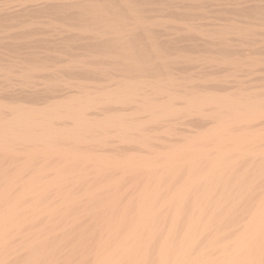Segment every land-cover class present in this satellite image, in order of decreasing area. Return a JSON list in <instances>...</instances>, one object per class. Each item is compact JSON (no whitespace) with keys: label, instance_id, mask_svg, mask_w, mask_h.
Listing matches in <instances>:
<instances>
[{"label":"bare ground","instance_id":"obj_1","mask_svg":"<svg viewBox=\"0 0 264 264\" xmlns=\"http://www.w3.org/2000/svg\"><path fill=\"white\" fill-rule=\"evenodd\" d=\"M210 1L211 2L208 5H216V10H211L212 13L210 11H206L210 14H206L205 11H203V14L206 16L208 15L207 17H209V15L211 17L214 16L215 14H213V11H216V16L217 13L220 12L222 13V16L224 14L227 15L228 13H233L232 15H237V18H240H238L239 20L243 18L244 22L248 25H242L241 22L243 20L239 21L238 19H229L228 15L230 14L227 15L228 18L225 17V20H227L228 23L226 24L227 21L224 23H216V26L214 25L216 29L212 32V29L209 31L203 29L206 25L204 23L203 28L201 27L202 25L199 26L197 24L198 20L193 21L194 23L187 22V17L193 16V12H197V10L195 11L197 7H202L204 9V4L206 3L205 0H0V58H4V55L6 56L12 53L13 56L12 54L11 56H8V59H10L16 54L18 55V59H10L9 61H6L7 63H5L7 66L9 63L11 66L20 64L19 66L21 67V72L30 73L29 71L32 72L35 70L37 63H35V67L30 66H32L34 61H38L32 60V58L37 59L38 57L44 56L48 59L50 57L52 58L61 55H66L67 57L70 53H75L77 49L83 50L84 48L83 51L87 53L97 54L104 57H117V53L119 52L121 54L120 56L123 54V56L126 57L124 59L121 57L127 62L126 64L131 62L129 61L131 58L134 60L132 64H136V67H138L139 59H148L147 57H149L150 52H155L154 55L156 56L158 52L162 54L166 48L173 46L174 44L171 45L173 42L171 40L175 41L181 38L183 40V38H185L184 36H187L186 38H188V36L192 38L198 36L197 38H199V36L202 37V35H205V37L206 35H213L217 39L225 40V42L221 40V43L219 41L217 45L220 46L219 49L221 53L224 51L228 53L227 51H230L232 48L234 49L236 46V44L234 45L228 42V39L233 32H240L239 34L243 35L240 37L245 38L255 33V26L253 27L251 23L254 24L257 21L258 24L261 22L260 26H264V0H234L235 2L232 4L228 1L226 3L224 2L227 6L225 5L223 7H220L221 5L218 3H214V0ZM231 1L233 2V0ZM228 4L230 6H234L228 7ZM200 8L198 9L200 10ZM192 9H194V11ZM190 10L192 11L191 13L189 12ZM218 16L220 17V14H218ZM223 17L218 19L222 20ZM205 19L208 18L205 17ZM252 19H256V21L252 22ZM171 22H176L177 24L173 25ZM180 30H184V32L187 30V32L184 35V32L182 34ZM37 36L40 38V42L43 41L42 43H38V41L35 42L34 40V43H31L32 40L25 43L27 38V40H29L34 37L38 38ZM162 37L167 39L165 40L167 44H165L166 42H164V40L161 41L160 38ZM36 38L35 40H37ZM232 38L233 37H231V39ZM18 40H20V44H18ZM237 40L238 39H236V41ZM206 42L203 44L191 42L192 44L190 43L191 45L189 46L197 48L199 46H204L206 47L205 49H207L208 46L214 45V43H208L209 41L207 43ZM244 45L251 44L240 43V47ZM262 47H264V44ZM230 54L232 53L230 52ZM155 56L152 54V57L159 58L158 55L156 57ZM170 57H172V55ZM154 58H152L153 61ZM163 58L167 59L166 57ZM28 59H31L32 62ZM59 59L55 64L52 63H54L56 59H54V62L51 64L49 63L51 66L48 68L46 67L47 70L49 71L52 67L51 72L54 74L56 73L57 75L59 69L61 71L62 68V65L58 64L62 62L59 61ZM116 59L117 58H114L115 62L113 60L109 61H111V64L114 63L113 65H115V63L117 64L119 62H117ZM165 59H161L159 60V63H156L158 62L157 59L155 62L156 64L151 69H142L145 71L153 69L159 70L162 66H164L163 60ZM39 61L41 62V60ZM165 61H168V63L170 62L169 60ZM29 62H31V65L27 67L28 65L26 64H30ZM40 62L38 64H40ZM81 62H83V60ZM100 62L101 61H99V63ZM152 62H150V64ZM1 63L4 62L1 61ZM42 63L44 65L43 60L40 64L41 66ZM74 63L72 64L74 65ZM62 64H64V62H62ZM141 64L142 63H140V65ZM153 64L154 62L152 65ZM83 65H85V63H83ZM19 66H17V68ZM57 67L60 68L57 69ZM63 67H65V65H63ZM66 67L65 68L67 70L64 68L66 71H61L60 73L68 72L73 75H77V70L76 72L74 71V68L76 67ZM121 67L123 68V66ZM12 68L16 67H10V70ZM39 69L41 71L43 70L42 67ZM90 69H92V67ZM90 69H87L88 71L84 70L82 75L83 73L87 74ZM103 69L104 70L101 71V74H106L107 69L105 70V67ZM131 69L134 70V68ZM137 69L135 68V70ZM12 71L9 72L13 75L14 71ZM126 74L124 77H126ZM49 75L52 76V74ZM5 76L7 77V74ZM13 76H10V78L12 77L11 79H13ZM3 79L5 80V77ZM27 79L29 81L31 76ZM53 79L55 78L53 77ZM131 79L132 78H130V80L122 79L124 81L121 83V86L115 88L104 85L102 86L100 83V88L96 89V92H94L95 94H91L92 91H88L87 87L85 91L83 90V92L71 93L70 90L69 92L66 90L63 93L53 94L45 98H42L43 96L37 93L38 95L35 94L33 98L38 100L45 99L44 102L46 104L42 103L45 107L42 104V107H38L40 104L37 103L38 105L36 106L35 103L36 107L30 106L33 109L28 110V108H26V110L25 107H23L24 104H22V108L18 109L20 112L14 110L15 113H13L12 109L15 106L10 107L8 105L12 110L11 113H6L4 111L0 112V149L4 152H8L11 155L17 154L19 151H17L14 146L17 141H21L23 143L35 142L36 144L37 142L42 141L48 149H34V154L38 155V153H50L51 155V153L54 154L59 152L58 154L62 153L71 157L67 158V161H80L83 163L93 162L95 163L93 165H96L94 166L96 169L93 168L95 172H92L91 174L98 176L101 175L103 178L104 176L107 177L106 181H104V179L102 182L98 180L100 184L93 182L94 185H91L92 182H88L89 184L86 183V180H91V174L87 172V168L83 167L78 170H75L74 168V171L72 170L73 166L71 167L72 169H70V167L66 168L57 164L56 167L53 168L56 172L53 176L51 175L52 179L45 181V179H50L49 177L47 178L48 175H45V172L47 173L49 170L46 167L41 166L34 174L25 175L24 171L26 168H23L22 166L21 168L19 167L16 169L14 173L10 174L9 170L6 169V167H8L7 164L5 167L7 172H5L3 168L1 169L0 166V264H73V259H75L74 264H150V260H152L150 259V256L154 259L152 256L154 252L152 253L151 247L154 248L152 245H155V243L157 244L158 241V250L156 252L154 264H264V191L259 193L261 197L258 199L247 198L248 195L256 194H254L255 191H252V188L254 187L253 182V186L250 184L248 187L246 184L244 185V183L240 184L237 180L234 181L230 179L235 182L232 184L227 181H221L222 179H226L228 177L226 171L229 169V165L226 161L224 163V160L225 158L227 159L228 155L233 153V151L236 153L238 150V155H254L255 153H258L263 156L262 158H264V146H262V151L259 150L260 152H256L260 148H258L259 145H257L258 149L256 148L255 151H251L247 148L240 150L239 148L241 146H248L249 143L246 141L241 142L239 140L240 142H238L236 140L237 144L235 146H238V143H241V146L236 149L225 150L221 148V146L225 144L226 140V138L223 139V136L228 137L226 134L229 133L232 136L234 131L237 130L235 129V125L240 122H245V120H242L241 117L248 114L247 116L250 115L253 118L255 116L260 117L264 114V94L261 96L253 94V97L249 94H244V91L246 92V90H243V86L236 87L237 89L233 88L237 91H230L231 89L227 87L230 92L226 94H220L221 92L225 93L226 89L222 90L220 93L218 91L217 94H213L212 91L208 89V91H211L212 94H203L200 92V94L198 93L194 95V98L192 97L193 95L191 97L189 96L188 98L191 99L187 98L188 101L185 100L188 95L184 94L186 96L185 99H181H184V102L186 101L185 104L187 102L188 104H184L186 107L183 105L182 107H178L179 105L177 106L174 99H179L180 97L178 98V95H180V93L176 90H174L175 92H172V89H170L173 85H175V78H170L169 80L160 78L156 80L150 79L151 81L149 82L146 80L142 81L141 79H139L141 81H134L133 79L132 81ZM33 80L35 79L33 78ZM2 81L3 80L1 78V82ZM8 81L9 80H7V83ZM67 82L70 81L68 80ZM70 85L71 84L68 86ZM169 86L171 87L169 88ZM218 89L220 88L218 87ZM168 90L171 91V93ZM11 91H13V89ZM208 91L203 90V92ZM214 91H216L215 87ZM161 93L162 96L165 95L163 93H166L169 96L166 98L165 95V100L162 97L161 99H163V101H160ZM19 94L21 95V93ZM19 94H17V97ZM23 95L26 94L24 93ZM184 95L181 94L180 96L184 97ZM26 96H28V92ZM21 97L23 98L25 96L21 95ZM22 100H24V98ZM26 100H28V97ZM118 104L121 106L119 107ZM91 106L97 108V113H93L92 117L86 112V109ZM204 106H208V108L212 106V108L210 110L206 109L208 111L207 112ZM19 107L20 106L18 105V108ZM194 108H203L199 111V113L204 110L201 115H210L212 117L210 118L212 121L208 120L209 122H203V120L200 119L203 123L201 122L202 124H199L197 122L201 133L203 132L204 127L206 129V127L212 122H219L216 128L209 129L208 127V130H210V134L208 136L202 135L203 137L200 138L201 141L204 138L206 141L213 137L215 138L216 136L217 139L219 138V146L217 147L220 149L219 152H216L219 155L218 157L216 156L214 160H211L212 163L211 166L208 167V170L203 171L200 167L201 163L205 162L204 159L209 156L208 151L205 148H201L199 143L198 145L200 147L198 146V149H196V147L194 148V146L192 147L191 145L193 144V140L191 136V141L189 139L190 143L189 141L187 142L190 144L189 146H191L189 148H194L193 151L192 149L188 150V147L185 148L186 145L181 146V148L176 147L177 145H172L176 144L175 141L179 138L174 140V142L172 141L173 143L170 140L172 148L170 150L167 148L169 150H166L167 152H164V149L157 148L164 152L160 151L162 152L160 153L158 150L160 153L159 155H162L166 159V162L164 163L165 165L163 166H161L162 163H160L159 159H157L159 155L156 157L152 156L155 158L153 160L152 157L151 159L150 157L147 159L144 155H142L143 158H137L135 154H133L134 157L129 156L126 158L124 157L123 160H119L116 156L112 155V157H109V154L107 155L106 153V155H101V153L92 154L93 152L75 151V149L74 151L55 149V147H57L54 143L56 138L60 140L75 139L76 143L78 141H86L90 143H94V141H96V143H99L98 145L102 146L107 145L110 142L111 137L114 138L115 136L116 138L117 135L122 137H119L122 142L125 139V141H127L130 134L132 136H135L136 134V137L139 139H136V142H140V144L142 143L144 147L147 139L152 140L155 138L154 140H156L159 137L158 136L156 138L155 134H152V132L156 133L157 131L159 132V130H162L163 132L166 131L169 133V131H173L174 125L180 121H177V119V122L172 120L173 115L176 116L175 114H179V111L182 113L184 110L189 113L190 110H193L192 112H194ZM2 109L3 108H1V110ZM66 118L75 120L78 125L74 124L75 127H71L70 125H67V120H65L66 122L64 121L65 125L61 124L62 122H59L61 126L58 125L59 123L57 124L60 119ZM28 123H32V125L29 126L27 125ZM152 123L155 124L153 125ZM261 124L264 125V122ZM233 126L235 127L233 128ZM242 126H244V124ZM240 128L241 127H239V129ZM247 128L249 129V127ZM158 132L156 133L157 135ZM207 132L204 131L206 134ZM249 132L250 131L248 130L247 133ZM191 135L193 136V134ZM255 135L253 134L251 139H253ZM257 135L260 136L261 134L258 132ZM187 136H189V134ZM233 137H235V135ZM162 138L160 140L161 142L163 140ZM196 139L197 138H195L194 141ZM230 139L229 141H231ZM236 139L238 138L236 137ZM154 140L152 141L154 142ZM234 140L235 139L232 140L233 143H235ZM128 141L131 142L130 138ZM217 142L218 141H216V143ZM256 142L260 141L257 140ZM120 143L118 144L120 145ZM154 143L152 145H154ZM29 144L30 143H26L25 147L29 146ZM126 144L128 145V143ZM148 144H145V146H149ZM207 145L206 147H209ZM229 145H232V143ZM253 148L255 147L253 146ZM27 149L29 148L27 147ZM90 150H92V148ZM105 150L106 149H104L103 152H105ZM140 150H138V152H140ZM151 150L153 149L151 148ZM25 151H21V153ZM144 151H146V149H144ZM188 153L190 158H188ZM128 154L130 155V153ZM183 155H187L188 157ZM124 156H126V153ZM181 156L187 158L180 160ZM34 157L36 156L34 155ZM251 157L249 159H251ZM154 160L159 162H155ZM235 160L238 161L236 158ZM182 161L185 163L188 161V164L192 162V166L190 168L191 171H189L187 174L188 176H186L187 181H184L181 185L176 186L177 188L172 190L171 188H173V185L167 187L166 183L165 185L162 184L163 182L160 183L164 186V188L163 186L160 187L161 184L159 183L149 185L151 182L149 180L150 182H145L148 186H143L145 188H141L142 190L140 194H138L139 192L137 193L140 198L134 197L137 200L134 199L132 201L131 199H127L128 201H126L124 199L126 196H123V192H121L123 193L121 195V187H118L120 185V181L123 180L121 179L123 176L121 174V176L117 174L118 177L115 175V172H118L117 169L123 168L124 171H136L138 168H144V171L145 169L153 171V169L155 170L160 163L159 166L164 167L165 173L169 174L171 170V173L175 172L177 164ZM252 161H249L251 165ZM233 163H235V161ZM188 164L185 165L188 167ZM198 164L200 165L198 166ZM204 165L205 164H203V166ZM181 168H183V166ZM197 169L198 172H195ZM177 173L178 172L176 171V176H178ZM94 175L92 176L95 177ZM173 176L174 174L172 177ZM160 177L162 176L160 175L158 179H161ZM130 179H128V181ZM131 181L133 182V179ZM142 182L144 181L142 180ZM259 183H261V180ZM170 184L171 183H169L168 186ZM259 185L261 186V184ZM161 188L166 191V195L165 191L162 192ZM165 188H167V190ZM132 191H134V189ZM120 195L123 196L124 202L122 201V197ZM86 223H88V225L91 224V226L88 227ZM161 225L163 226V229ZM161 230L165 231L161 232ZM161 233H163L162 236ZM63 246L66 247V252H60L61 250H64L65 247Z\"/></svg>","mask_w":264,"mask_h":264},{"label":"rangeland","instance_id":"obj_2","mask_svg":"<svg viewBox=\"0 0 264 264\" xmlns=\"http://www.w3.org/2000/svg\"><path fill=\"white\" fill-rule=\"evenodd\" d=\"M206 1V6H205V4H204V9L201 7H197V9H195V11L197 10V14L195 13V12H193V16H188L187 17V22H189V23H194L193 21H196V20H198L197 21V24L199 25V26H201L202 28H203V26H204V24H206L205 26L206 27H208V28H206L205 26H204V28L203 29H206V30H211V32L212 31H214L216 28L214 27V25L216 24V23H224V22H226L227 20H225L226 18H228V16H229V19H238L237 18V15H232L231 13H228V14H230V15H228L227 13V15H221L222 13L220 12V13H217V16H218V14H220V17L218 16H216V11H213V14H215L214 16H210L209 15V17H207L205 14H203L204 12L203 11H205V13L207 14L209 11L212 13V11L211 10H214L215 8H216V5H213L214 6V8H213V6L211 7L210 5H208L211 1L210 0H205ZM215 2L214 3H218V4H220L221 6L220 7H223V6H225L226 4V2H230L231 4L232 3H234L235 1L233 0V2L231 1V0H219V2H218V0H217V2H216V0H214ZM221 1H223V2H221ZM225 2V3H224ZM229 3V4H230ZM228 4V7H232V6H234V5H229ZM227 6V5H226ZM198 8H200V10L198 9ZM210 8H213V9H210ZM193 11H194V9H192ZM198 10H199V12H198ZM216 10V9H215ZM206 11H208V12H206ZM218 11V10H217ZM190 13L192 12L191 10L189 11ZM219 12V11H218ZM198 13H200V14H198ZM208 14H210V13H208ZM213 14H211V15H213ZM199 15V16H198ZM203 16V17H202ZM236 16V17H235ZM190 17V18H189ZM196 17V18H195ZM205 17L206 18H208V19H205ZM223 17V19L221 20V19H218V18H222ZM226 17V18H225ZM235 17V18H234ZM189 18V19H188ZM198 18V19H197ZM193 19H195V20H193ZM212 19V20H211ZM215 21H214V20ZM240 19V18H239ZM238 19V20H239ZM243 20V21H242ZM209 23H208V22ZM221 21V22H220ZM239 21H242V22H244V19L242 18L241 20H239ZM239 21H238V23H239ZM252 22H254V21H256V19L254 20V19H252L251 20ZM201 22V23H200ZM241 22V24L242 25H244V26H247L248 24L247 23H242ZM200 23V24H199ZM204 23V24H203ZM228 23V21L226 22V24ZM171 24H173V25H176L177 23L176 22H171ZM196 24V25H197ZM212 24V25H211ZM252 25H253V27H254V30H255V35L253 34V35H249V36H247V37H245V38H242V37H240V36H243L242 34L240 35L239 33L240 32H233L231 35H230V37H229V39H228V42H230V43H232V44H236V46H235V48L232 50V49H230V51H227L228 53H226L225 51L223 52V53H221V51H220V46H218L217 44H218V42L220 41V43L223 41V42H225V40H223V39H217L216 37H214L213 35V37L211 36V35H206V37H205V35H202V37L201 36H199V38H197L198 36H195V37H189L188 36V38H186L187 36H184L185 38H183V40H182V38L181 39H179V40H171V41H173L172 43H171V45H173V46H170V47H168V48H166L165 49V51H163L162 52V54L160 53V52H158L157 54H156V56L158 55V57L159 58H154V57H152V54H153V56H155L154 55V53L155 52H150L149 54V57H147L148 59H143V61H142V59H139V62L140 61H142V62H140V63H142L141 65H140V63L138 62V67H136V64L134 65V64H132V62L134 61V60H132L131 58H130V60L129 61H131L129 64H126L127 62L126 61H124L123 59L124 58H126L125 56H123V54H122V56H120L121 54L118 52L117 53V57H104V56H99V55H97V54H90V53H87V52H85V51H83L84 50V48H83V50L81 49H77L76 51H75V53H70L69 54V56H67L66 57V55H61V56H56V57H50V58H48V59H46V57H38L37 59L36 58H32V60H41V62H42V60L44 61V65H43V63H42V66L40 65L41 64V62H40V64H38L39 62L37 61H34V63L33 64H35V63H37V66H36V64L35 65H33L32 64V66H30L31 65V62H32V60L31 59H28V60H30L31 62H29L30 64H26V65H28L27 67H35V70H33L32 72L31 71H29L30 73H26V72H21V67L19 66L20 64H16L15 66H11V64L9 63L8 64V66H7V62L6 61H9L10 59L11 60H14V59H18V55H16L15 54V58L14 57H9L10 59H8V56H11V54L12 53H10L9 55H4V58L2 57V58H0V65L2 64H5V65H3L4 67H5V69H4V67L1 65V69H0V112L1 111H4V112H6V113H11L12 112V110H13V113H15V111H18V109H21L22 107L21 106H23L22 104H24V106L23 107H25V109L26 108H28V110H30V109H33L32 107H30V106H34V107H36L38 104L37 103H39L40 105L38 106V107H40L41 106V104L42 103H45L44 102V100L45 99H40V100H38V99H35V98H33V96H35V94H40L41 96H43L42 98H45V97H48V96H50V95H53V94H59V93H63V92H65L66 90H68V92H69V90L71 91V93L72 92H74V93H79V92H83V90L85 91V89H86V87H87V89H88V91H92L91 92V94H95L94 92H96V89L97 88H100L99 86H100V83H101V85L103 86H110L111 88H115V87H118V86H121V83L124 81V80H122V79H127V80H130V78H132L134 81H144V80H146V81H151L150 79H152V80H156V79H166V80H169L170 78H172V79H176L175 81V85H173L172 87L171 86H169V88L170 89H172L171 91L172 92H175L174 90H176L178 93H180V95L182 94V95H188L187 97L184 95V97H182V96H180V95H178V98L179 99H174L175 100V102H176V104H177V106L178 107H182V105L183 106H185L186 104H188V102L185 104V102L186 101H188V99H191V98H188L189 96L191 97L192 95V97L194 98V95H196V94H200V92L201 93H205V94H217L218 93V91H219V93L222 91V90H224V89H226L225 90V93L224 92H221L220 94H226V93H228V92H230V91H233V90H235V89H233V88H236V87H241V86H243V90H246V92L244 91V94H249V95H251L252 97H253V94H255L256 96H261V95H263L264 94V47H262V45L264 44V26L263 25H261L260 26V24H261V22H259V24H258V22L256 21L254 24L253 23H251ZM256 24H257V26H256ZM197 25V26H198ZM216 26V25H215ZM259 26V27H258ZM257 29H259V30H257ZM261 29V30H260ZM181 32H182V34H183V32H184V30H180ZM186 32H187V30H185ZM181 32H180V34H181ZM186 32H184V35L186 34ZM259 32H260V34H259ZM179 34V33H178ZM238 36V37H237ZM256 37V39H255V37ZM38 37V36H37ZM201 37V38H200ZM208 37V38H207ZM210 37V38H209ZM231 37H233L232 39H231ZM237 37V38H236ZM239 37H240V40H239ZM35 38L36 37H34V38H31V39H29V40H25V43H27V42H29L30 40H32L31 41V43H34V41L35 42H37L38 41V43H42V42H40L41 40H40V38L38 37V38H36L37 40H35ZM164 38V39H163ZM172 38V37H171ZM192 40H190V39ZM214 38V39H213ZM161 39V41H163L164 40V42H166L165 40H167L165 37H162V38H160ZM235 39V40H234ZM236 39H238L237 41H236ZM258 39V40H257ZM21 40H23V39H21ZM34 40V41H33ZM40 40V41H39ZM186 40V41H185ZM252 40V41H251ZM19 41L20 40H18V44H20L19 43ZM24 41V40H23ZM161 41H159V42H161ZM185 41V42H184ZM208 42V43H214V45H211V46H208L207 47V49H205L206 47H204V46H199L198 48L197 47H190L189 45H191L192 43H199V44H203V43H205V42ZM235 42V43H233V42ZM255 41V42H254ZM262 41H263V44H262ZM8 42V41H7ZM17 42V41H16ZM179 42V43H178ZM192 42V43H191ZM206 42V43H207ZM227 42V41H226ZM253 42V43H252ZM21 43H22V41H21ZM24 43V42H23ZM169 43V42H168ZM187 43V44H186ZM191 43V44H190ZM238 43V44H237ZM240 43H248V44H251V45H244V46H242V47H240ZM165 44H167V42L165 43ZM179 44H180V46H179ZM254 44V45H253ZM262 44V45H261ZM188 45V46H187ZM216 46H218V47H216ZM185 47V48H184ZM190 47V48H189ZM174 48V49H173ZM187 48V49H186ZM194 48V49H193ZM237 48V49H236ZM248 50H247V49ZM170 49V50H169ZM177 49V50H176ZM182 49V50H181ZM199 49V50H198ZM215 49V50H214ZM260 49V50H259ZM197 50V51H196ZM217 50V51H216ZM240 50V51H239ZM257 52H256V51ZM87 51V50H86ZM168 51V52H167ZM170 51V52H169ZM173 52V54H175V55H173L172 54V52ZM192 51V52H191ZM199 51V52H198ZM213 51H215L216 52V54H215V52H213ZM218 51H220V52H218ZM235 51V52H234ZM165 52H166V54H165ZM175 52V53H174ZM179 52V53H178ZM219 54H218V53ZM230 52L232 53V54H230ZM164 53V54H163ZM212 53V54H211ZM214 53V54H213ZM225 53H226V55H225ZM76 54V55H75ZM84 55V56H82V55ZM172 55V57H170L171 55ZM221 54V55H220ZM234 54V55H233ZM81 56V58H80V56ZM87 55V56H86ZM163 55H165V56H163ZM224 55V56H223ZM12 56H13V54H12ZM76 56V57H75ZM79 56V57H78ZM86 56V57H85ZM95 58H94V57ZM155 56V57H156ZM166 57L167 59H165V58H163V57ZM169 58H168V57ZM59 57H60V59H59ZM85 59H84V58ZM89 57V58H88ZM99 59H97V58ZM103 57V58H102ZM123 59H122V58ZM162 57V58H161ZM173 57H174V59H173ZM254 57V58H253ZM70 58V59H69ZM78 58H79V60H78ZM83 58V59H82ZM88 58V59H87ZM111 58H113V59H111ZM114 58H117L116 60H117V62L121 65V66H123V68L124 69H126V70H124L118 63V65L115 63V65H113V64H111L110 62L111 61H109V60H113L114 62H115V60H114ZM152 58H154V61L152 60ZM171 58V59H170ZM54 59H56L55 60V62H54ZM58 59H59V61H62V62H64V64H62V62L61 63H58V64H61L60 66L63 68H61V71H66L68 68L66 67V66H70V67H76V68H74V71L76 72V70H77V75H73V74H71V73H68V72H62V73H60L61 71H60V69H59V72L57 73V75H56V73L54 74V73H52L51 72V70H52V67L49 69V71L47 70V68L48 67H50L51 65V63L52 62H54V63H52V64H55V63H57L56 61H58ZM90 59V60H89ZM97 59V60H96ZM158 59V62H156V60ZM161 59H165V60H169L170 62L168 63V61H165V60H163L164 61V66H162L159 70H149V71H145V70H147V69H151L156 63H159V60H161ZM48 62H46V61ZM64 60V61H63ZM68 61V62H66V61ZM74 60H75V63H74ZM78 60V61H77ZM83 60V62H81ZM87 60V61H86ZM103 60V61H102ZM106 60V61H105ZM109 61V63H108V61ZM125 60H127V59H125ZM146 60V61H145ZM1 61L2 62H4V63H1ZM90 63H89V62ZM93 61V62H92ZM99 61H101L100 63H99ZM112 61V62H113ZM148 61V62H147ZM154 62V64L152 65V63ZM172 61V62H171ZM6 62V63H5ZM66 62V63H65ZM78 63V66H77V63ZM97 62V63H96ZM149 63V64H147V63ZM150 62H152L151 64H150ZM156 62V63H155ZM165 62H167V63H165ZM46 63V64H45ZM50 63V64H49ZM68 63V64H67ZM72 63H74V65L72 64ZM83 63H85V65H83ZM95 63H96V65H95ZM145 63V64H144ZM160 63H161V61H160ZM12 64H14V63H12ZM108 64V65H107ZM109 64H111V65H109ZM131 64V65H130ZM167 64V65H166ZM25 65V66H26ZM63 65H65V67L67 68H65V67H63ZM79 65H81V66H79ZM87 65H89V66H87ZM106 65H107V67H106ZM117 65V66H116ZM130 65V66H129ZM151 65V66H150ZM16 67V68H12L13 69V71H12V69L10 70V67ZM17 66H19L18 68H17ZM22 66V65H21ZM44 66H45V68H44ZM52 66H55V65H52ZM85 66V67H84ZM94 66V67H93ZM105 67V70L107 71L106 72V74H101V71H103L104 69L103 68H101V67ZM118 66H119V68H118ZM132 66V67H131ZM134 66V67H133ZM8 67V68H7ZM42 67V71L39 69V68H41ZM47 67V68H46ZM69 67V68H70ZM77 67H79V68H77ZM87 67V68H86ZM88 67H92V69H90V68H88ZM147 67H149V68H147ZM3 68V69H2ZM38 68V69H37ZM58 68H60V67H57V69ZM66 70H65V69ZM86 68V69H85ZM93 68H94V70H93ZM131 68H134V70H132ZM135 68L137 69V70H135ZM142 68H144L145 70H143ZM45 69V70H44ZM81 69H83V70H81ZM87 69H90L89 70V72L87 73V74H85V73H83V75H82V72L84 71V70H87ZM121 69H123V70H121ZM5 70V71H4ZM6 70H8V71H6ZM80 70H81V72H80ZM97 70H99V71H97ZM128 70H129V73H128ZM9 71H12L13 72V75H14V73H15V79H14V76L12 75V73L11 72H9ZM36 73H35V72ZM46 71V72H45ZM88 71V70H87ZM91 71V72H90ZM97 71V72H96ZM122 71V72H121ZM94 72H96V73H94ZM126 74V77H124L125 76V74ZM33 75H32V74ZM99 73H100V75H99ZM4 74V75H3ZM7 74V77H9V78H7L5 75ZM11 74V75H10ZM19 74V75H18ZM29 76H28V75ZM37 74V75H36ZM49 74H52V76L51 75H49ZM54 74V75H53ZM68 74V75H67ZM91 74V75H90ZM124 74V75H123ZM13 76V79H11L10 78V76ZM25 75V76H24ZM36 76V78H35V76ZM71 75V76H70ZM74 77H73V76ZM17 76H19V77H17ZM28 76V77H27ZM31 76V79L29 80V81H31L32 82V84H31V82H29L28 81V79L27 78H29ZM81 76V77H80ZM124 78H123V77ZM5 77V80L3 79ZM18 79H17V78ZM26 77V78H25ZM53 77L56 79H53ZM63 77V78H62ZM80 77V78H79ZM174 77V78H173ZM1 78H2V82H1ZM6 78H7V80H9L8 81V83H7V80H6ZM27 81V83H26V81L24 80V79ZM33 78L35 79V80H33ZM66 78H67V81L69 80L70 82H67L66 81ZM70 78H71V80H70ZM72 78H73V80H72ZM79 78V79H78ZM88 78V79H87ZM135 78V79H134ZM138 78V79H137ZM17 79V80H16ZM38 81H37V80ZM52 79V80H51ZM76 79V80H75ZM100 79V80H99ZM131 79V80H132ZM139 79H141V80H139ZM51 80V81H50ZM85 80H87V81H85ZM99 80V81H98ZM126 80V81H127ZM132 80V81H133ZM5 81V82H4ZM11 81V82H10ZM16 81V82H15ZM23 81H24V83H23ZM55 81V82H54ZM71 81H72V83H71ZM83 81V82H82ZM96 81V82H95ZM14 82V83H13ZM29 82V83H28ZM35 82H38V83H35ZM68 84H67V83ZM76 82V83H75ZM5 83V84H4ZM7 83V84H6ZM14 85H13V84ZM21 83V84H20ZM26 83V84H25ZM84 83V84H83ZM97 83V84H96ZM24 86H23V85ZM27 84H28V86L30 87V89H29V87L27 86ZM30 84V85H29ZM69 84H71L70 86H68ZM73 84V85H72ZM74 84H76V85H74ZM83 84V85H82ZM4 85H6V86H4ZM8 85V86H7ZM65 85V86H64ZM87 85V86H86ZM35 86V87H34ZM79 86V87H78ZM101 86V87H102ZM9 87V88H8ZM14 87V88H13ZM214 87H215V90L217 91H214ZM217 87V88H216ZM218 87L220 88V89H218ZM223 87V88H222ZM226 87V88H225ZM227 87H229L231 90L229 91V88L227 89ZM23 88H24V90H23ZM63 88V89H62ZM168 88V87H167ZM212 88V89H211ZM222 88V89H221ZM13 89V91H11ZM21 89V90H20ZM26 89V90H25ZM33 89V90H32ZM149 89H150V87H149ZM169 89V90H170ZM205 90V91H208V89H210L211 91H212V93H211V91H208V92H203V90ZM237 89V88H236ZM55 90V91H54ZM62 90H64V91H62ZM168 90V91H169ZM23 91V92H22ZM26 91V92H25ZM32 91V92H31ZM54 91V92H53ZM171 91H169L170 93H171ZM198 91V92H197ZM235 91H237V90H235ZM234 91V92H235ZM13 92V93H12ZM27 92H28V96H26L27 95ZM210 92V93H209ZM248 92V93H247ZM19 93H21V95L22 96H25V97H23L24 98V100H22L23 98L21 97V95L19 94ZM26 94V95H23V94ZM257 93V94H256ZM6 94V95H5ZM10 96H9V95ZM17 94H19L18 95V97H19V101H18V97H17ZM34 94V95H33ZM37 94V95H38ZM163 94H165L164 96L167 98L169 95H167L166 93H163ZM14 95V96H13ZM29 95H30V97H29ZM254 95V96H255ZM12 96H13V98H12ZM160 96V95H159ZM164 96H162V93H161V97H160V101H163V99L165 100V97ZM2 97H3V99H2ZM15 97V98H14ZM21 97V98H20ZM27 97H28V100H26L27 99ZM163 97V99H161ZM185 97H186V99H185ZM17 98V99H16ZM26 98V99H25ZM181 98H184L186 101L184 102V99H181ZM188 98V99H187ZM11 99V100H10ZM13 99V100H12ZM16 99V100H15ZM35 99V100H34ZM22 100V101H21ZM167 100V99H166ZM23 101H24V103H23ZM84 101V100H83ZM184 102V103H183ZM35 103H36V106H35ZM21 104V105H20ZM46 104V103H45ZM121 104V103H120ZM120 104H118L119 105V107L122 105H120ZM175 104V105H176ZM185 104V105H184ZM11 107V106H15L12 110H11V108L9 107V106ZM18 105L20 106L19 108H18ZM43 105V104H42ZM44 106V105H43ZM177 106H176V108H177ZM42 107V106H41ZM45 107V106H44ZM186 107V106H185ZM1 108H3L2 110H1ZM6 108V109H5ZM200 108V107H199ZM204 108H205V110L207 109V110H210L211 108H212V106L210 107V108H208V106H204ZM6 111H5V110ZM7 109H8V111H7ZM195 109V108H194ZM203 109V108H202ZM202 109H198V108H196L195 110L196 111H198V112H196L195 110H194V112H192L191 110H190V113L188 112H186V110H184V111H182V113H181V111H179V114H175L176 116H172L171 118H172V120H174L175 122H177V121H179V122H177L175 125H176V127H175V125H174V127H173V131L174 132H176V133H178V134H176V133H174L173 131H169V133L168 132H166V131H162V130H159V132L161 133H159L158 131V135L155 133V132H152V134H155V137L157 138L158 136V138L156 139V140H154V139H152V140H154V142L150 139V140H148L147 139V142L145 143V144H148V141H149V146H145V144H144V147H146V148H144L143 147V145H142V143L140 144V142L138 143V142H136L137 140L136 139H138V137H136V134H135V136H132L131 134H130V140H131V142L130 141H128L129 140V138L127 139V141H125V140H123V142H122V140H120V138L119 137H121V136H116V138H115V136H114V138L113 137H111V140H110V144L108 143L107 145H98L99 143L97 142L96 143V141H94V143L92 142V143H90V142H82V141H78L77 143L75 142V139H58V138H56L55 140H54V143L57 145V147H55V149L57 150V149H66V150H73L74 151V149H75V151H86V152H89V153H91V152H93L92 154H100L101 153V155L103 154V155H108L109 154V157H112V155L113 156H116V158L117 159H119V160H123L124 159V157L126 158V157H131V156H133V154H135V156L137 157V158H143V156L142 155H144V157L145 158H149L150 157V159H151V157L153 156V157H156L157 155H159L160 153H162L163 151L164 152H167V151H169L171 148H172V146H171V144L174 142V140H177L178 138V140L177 141H175V143L176 144H172V145H177L176 147H179V148H181V146H185L186 145V147L185 148H189V147H193L194 146V148L196 147V149H198V146L199 145H201V148H205V149H207V151H208V155L209 156H207L205 159H204V161L205 162H202L201 163V165L200 164H198V166L200 165V167L203 169V171L204 170H208V167L209 166H211V163H212V161L211 160H214L215 158H216V156L218 157V153H216V152H219V149L220 148H218L217 146H219V138L217 139L216 137L214 138H211V139H208L207 141H206V139L204 140V139H202V141H201V139L200 138H202L203 136H208L209 134H210V130H208V127H209V129H213V128H216L217 127V124H219V122H212L210 125H208L207 127H206V129H205V127H204V130H203V132L202 133H204V131L205 132H207V134L206 133H204V134H202L201 132H200V130H199V128H198V125L202 122V120H203V122H205V121H207V122H209V121H212V119H210V118H212L210 115H206V116H203V115H201V113L204 111H202L201 113H199V111H201ZM9 110H11V111H9ZM15 110V111H14ZM27 110V109H26ZM25 110V111H26ZM206 110V111H207ZM206 111H205V113H206ZM18 112H20V110L18 111ZM86 112L88 113V114H90V116L92 117V115H93V113H97V108H95V107H89V108H87L86 109ZM184 112H186V113H184ZM208 112V111H207ZM12 113V114H13ZM198 113V114H197ZM180 114H182V115H180ZM179 115V116H178ZM248 115V114H247ZM247 115H244L243 117H241L242 118V120H245V122H240L239 124H237V125H235V126H233V128L235 127V129H237V130H235L234 131V133L232 134V136H231V134L229 133V134H226V136H228V137H225V136H223L224 138L223 139H225L226 138V140H225V144L223 145V146H221V148H223V149H225V150H232V149H236L237 147L239 148L240 146H241V143H238V146H235L237 143V141L238 142H244V141H246L247 143H249L248 144V146H241L239 149L241 150V149H249V150H251V151H255L256 150V148H257V145H259L258 146V150L256 151V152H258L259 150L260 151H262V146H264V125H262L261 123H263L264 122V114H262L260 117H253L252 118V116H247ZM202 116H203V118H202ZM259 116V115H258ZM252 118V120H251V118ZM170 118V117H169ZM182 118V119H181ZM199 118V119H198ZM244 118H246V119H244ZM176 119H177V121H176ZM200 119H202L201 121H200ZM65 120H67V122L65 121ZM209 120V121H208ZM247 120V121H246ZM67 123V125H70L71 127L72 126H74V124H76L77 122L75 121V120H73V119H69V118H66V119H60L58 122H57V124L60 122H62L61 124H64L65 122ZM252 121V122H251ZM199 124H198V123ZM202 122V123H203ZM249 122H251V123H249ZM60 123L58 124L59 126H61L60 125ZM185 123V124H184ZM201 123V124H202ZM241 123H242V125L244 124V126H242L241 125ZM153 125L155 124V123H152ZM27 125H32V123H28ZM57 125V126H58ZM65 125V124H64ZM76 125H78V124H76ZM212 125H214V126H212ZM255 127H254V126ZM212 126V127H211ZM254 128H253V127ZM38 127H40V126H38ZM75 127V126H74ZM239 127H241L240 129H239ZM247 127H249V129L247 128ZM41 128V127H40ZM178 130H177V129ZM175 129V130H174ZM246 129H247V131L249 130L250 132L249 133H247V131H246ZM251 129V130H250ZM171 130H172V127H171ZM177 130V131H176ZM189 130V131H188ZM194 132H192V131ZM195 131H198V132H195ZM201 131H202V128H201ZM162 132H163V135H162ZM258 132H259V134H261L260 136L259 135H257L258 134ZM261 132V133H260ZM171 133H172V135H171ZM193 134V136L191 135V134ZM251 133V134H250ZM185 134V135H184ZM189 134V136H187ZM197 134V135H196ZM253 134L255 135L254 136V138L253 139H255V138H257V139H255V140H253V139H251L252 137H253ZM165 135H168V136H165ZM183 135V136H182ZM197 137H196V136ZM203 135V136H202ZM235 135V137H233ZM252 135V136H251ZM133 138H135V139H133ZM154 136V135H153ZM161 136V137H160ZM177 136H179V137H177ZM185 136H187V137H185ZM190 136L192 137V140H193V144L191 145V146H189L190 144V141H191V138H190ZM198 136H201V137H198ZM230 136V137H229ZM257 136V137H256ZM163 137V138H162ZM167 137V138H166ZM171 137V138H170ZM236 137L238 138V139H236ZM260 137V138H259ZM122 138V137H121ZM161 138L163 139L162 140V142L160 141L161 140ZM174 138V139H173ZM176 138V139H175ZM187 138V139H186ZM195 138H197L195 141H194V139ZM228 138V139H227ZM230 138H233V139H235L234 141H235V143H233V139H230ZM260 140H259V139ZM263 138V139H262ZM166 141H165V140ZM183 139H184V141H183ZM186 139V140H185ZM189 139H190V141H189ZM200 139V140H199ZM229 139L232 141H229ZM71 140V141H70ZM74 140V141H73ZM139 140V139H138ZM158 140V141H157ZM170 140H171V142H170ZM181 140V141H180ZM210 140H211V142H210ZM215 140V141H214ZM237 140V141H236ZM240 140V141H239ZM260 141V142H256V141ZM262 140V141H261ZM152 141V142H151ZM187 141H189V143L187 142ZM199 141V142H198ZM209 141V142H208ZM216 141H218L217 143H216ZM117 142V143H116ZM121 142V143H120ZM186 142H187V144H186ZM194 142H196V143H194ZM202 142V143H201ZM17 143V144H16ZM15 143V149L17 150V151H19L17 154H12V155H14V156H12L11 154H9L8 152H4L2 149H0V166H1V169L3 168V170H5V172H7L6 171V169L7 170H9V174L10 173H14L15 171H16V169H18L19 167L21 168V166L23 167V168H26L25 169V171H24V173H25V175H31V174H34L35 172H36V170H38V168H40L41 166L42 167H46V168H48L47 170H48V172L46 173L45 172V175H48L47 176V178L49 177L50 179H45V181H49V180H51L52 179V177H51V175L53 176L54 174H55V169H53V168H55L56 167V165L57 164H59V166H64V167H70V169H72L71 167L73 166V169L72 170H74V168H75V170H78L79 168H87V172H89V174H91L92 172L94 173L95 172V170L93 169V168H95L94 166H96V165H93V164H95V163H91V162H80V161H67V158H71L70 156L68 157L66 154H62V153H60V154H58L57 152L56 153H51V155H50V153L49 154H40V153H38V155L37 154H34V149H41V150H44V148H45V150H47L48 148L45 146V144L42 142V141H40V142H37V144L35 143V142H25V143H23V142H21V141H17ZM26 143L28 144V143H30L29 144V146H26L25 147V145H26ZM32 143V144H31ZM33 143H34V145H33ZM118 143H120V145L118 144ZM126 143H128V145L126 144ZM154 143V145H152ZM162 143V144H161ZM171 143V144H170ZM178 143H179V145H178ZM198 143H199V145H198ZM232 143V145H229V144H231ZM262 143V144H261ZM82 144H83V146H82ZM115 144V145H114ZM122 144H124V145H122ZM137 144V145H136ZM197 144V145H196ZM208 144V145H207ZM217 144V145H216ZM234 144V145H233ZM31 145H33V146H31ZM39 145H41V146H39ZM75 147H74V146ZM97 145V146H96ZM118 145V146H117ZM127 145V146H126ZM138 146V147H136V146ZM205 145V146H204ZM206 145L207 146H209V147H206ZM25 147V148H23V147ZM36 146V147H35ZM44 146V147H43ZM77 146V147H76ZM101 146V147H100ZM104 146H106V147H104ZM109 146H112V147H109ZM114 146H116V147H114ZM167 146V147H166ZM217 148H216V147ZM232 146H234V147H232ZM253 146L255 147V148H253ZM27 147L29 148V149H27ZM30 147H32V148H30ZM70 148V149H68V148ZM73 147V148H72ZM97 147V148H96ZM122 147V148H121ZM126 147V148H125ZM130 147V148H129ZM134 147V148H133ZM136 147V148H135ZM143 147V148H142ZM164 147V148H163ZM200 147V146H199ZM47 148V149H46ZM92 148V150H90ZM104 149H106L105 150V152H103V150ZM117 150H116V149ZM120 148V149H119ZM124 148V149H123ZM130 150H128V149ZM142 148V149H141ZM151 148L153 149V150H151ZM157 148H159V149H164L163 151L162 150H159V149H157ZM169 150H168V149ZM182 148H184V147H182ZM194 148H189L188 150H190V149H192V151H193V149ZM210 148V149H209ZM211 148H212V150H211ZM215 148V149H214ZM38 149V150H39ZM77 149V150H76ZM98 150V151H96V150ZM114 149V150H113ZM134 149V150H133ZM141 149V150H140ZM144 149H146V151H144ZM149 149V150H148ZM26 150V151H25ZM29 150V151H28ZM108 150H110V151H108ZM112 150V151H111ZM120 150V151H119ZM128 150V151H127ZM138 150H140V152H138ZM155 150V151H154ZM157 150V151H156ZM158 150H159V152L160 151H162V152H158ZM167 150V151H166ZM21 151H25V152H22L21 153ZM117 151H119V152H117ZM124 153H123V152ZM132 151V152H131ZM133 151H134V153H133ZM149 151V152H148ZM152 151H154V152H152ZM259 151V152H260ZM27 152V153H26ZM33 152V153H32ZM107 152H109V153H107ZM142 152V153H141ZM145 152H148V153H145ZM163 152V153H164ZM106 153V154H105ZM115 153V154H114ZM120 153H122V154H120ZM126 153V156H124V154ZM128 153H130V155L128 154ZM132 153V154H131ZM137 153V154H136ZM145 153V154H144ZM150 153H151V155H150ZM155 153V154H154ZM190 153V152H189ZM189 153L187 154L188 156H189ZM214 153V154H213ZM216 153V154H215ZM237 153V154H236ZM235 153V151H233V153H231V154H229L228 155V160L225 158V160H224V163H225V161H226V163L230 166H228V170L226 171V173H227V175H228V177L226 178V179H222L221 181H227L228 183H230V184H232V183H235L234 181H236L237 180V182H240V184H242V183H244V185L246 184V186H248L249 187V185L251 184L252 185V182H253V185H254V187L252 188V191H255L254 192V194L255 195H248L247 196V198L249 197V198H252V199H258V198H260L261 196L259 195V193L260 192H263L264 191V158H262L263 156H261V154L259 155L258 153H255L256 154V156H255V154L254 155H249V154H244V155H242V154H239L238 155V150H237V152ZM241 153V152H240ZM9 154V155H8ZM111 154V155H110ZM150 156H149V155ZM191 154V153H190ZM213 154V155H212ZM233 154H235V155H233ZM258 154V155H257ZM16 155V156H15ZM32 155V156H31ZM34 155L36 156V157H34ZM122 155V156H121ZM138 155V156H137ZM187 155H183V156H187ZM248 155H249V157H248ZM10 156V157H9ZM183 156H181V159L180 160H183V159H185V158H187V157H183ZM240 158H239V157ZM245 156H246V158H245ZM256 158H255V157ZM261 156V157H260ZM12 157V158H11ZM33 157V158H32ZM134 157V156H133ZM152 157V160L153 159H155V158H153ZM162 157V158H161ZM251 157V159H249ZM32 158V159H31ZM188 158H190V156L188 157ZM235 158L238 160V158H239V160L238 161H236L235 160ZM259 158V159H258ZM15 159V160H14ZM45 159V160H44ZM49 159V160H48ZM58 159V160H57ZM60 159V160H59ZM157 159H159V161H160V163H162V165L161 166H163V165H165L164 163L166 162V159H165V157H163L162 155H159V157L157 158ZM162 159V160H161ZM234 159V160H233ZM54 160V161H53ZM163 160H165V161H163ZM179 160V161H180ZM253 160V161H252ZM263 160V161H262ZM4 161V162H3ZM14 161V162H13ZM155 161V160H154ZM159 161H155V162H159ZM235 161V163H233ZM249 161H252L251 163H252V165L250 164V162ZM12 164H11V163ZM16 162V163H15ZM46 163V164H44V163ZM209 163V165H208V163ZM237 162V163H236ZM254 162V163H253ZM260 162V163H259ZM263 162V163H262ZM78 163V164H77ZM86 163V164H85ZM160 163H159V165H160ZM241 163H242V165H241ZM6 164H7V166L8 167H6ZM90 164V165H89ZM185 164H188V161H187V163H185V162H181V163H178L177 164V168H176V170H175V172H173V173H171L172 172V170L170 171V173L168 174H166L165 173V171H164V167H161V166H159L158 165V163H157V167H156V169L154 170L153 169V171L151 172L150 170H147V169H145V171H144V168H142V169H140V168H138V169H136V171H130V170H125L124 171V169L123 168H119V169H117V171L119 172H115V175H119V176H123V177H121V179H123V180H121L120 181V185H119V187L118 188H120V190H122V191H120V193L121 192H123V193H121V195L123 194V196H126V197H124V199L126 200V201H128L127 199H131L132 201L134 200V199H136V198H134V197H137V198H140V196L139 195H137V193L138 194H140V192H141V188H145V187H143V186H148V184H146L147 182H150V184L149 185H154V184H156V183H159V184H161L162 182V184H164L165 185V183H166V185H167V187H170V186H172L173 188H171L172 190L173 189H175V188H177L176 186H179V185H181L184 181H187V178H186V176H188L187 174L189 173V171H191V164H192V162H190L189 164H188V167H187V165H185ZM203 164H205L204 166H203ZM226 164V165H227ZM10 165V166H9ZM87 165H89V166H87ZM179 165V166H178ZM190 165V166H189ZM194 165H195V163H194ZM207 165V166H206ZM225 165V164H224ZM234 165V166H233ZM240 165V166H239ZM78 166V167H77ZM81 166V167H80ZM183 166V168H181ZM233 166V167H232ZM263 166V167H262ZM5 167H6V169H5ZM58 167V166H57ZM92 167V168H91ZM204 167V168H203ZM235 167V168H234ZM252 167V168H251ZM255 167V168H254ZM52 168V169H51ZM90 168V169H89ZM233 168V169H232ZM239 168V169H238ZM261 168H262V170H261ZM1 169H0V171H1ZM88 169H89V171H88ZM96 169V168H95ZM163 169V170H162ZM189 169V170H188ZM237 169V170H236ZM74 170V171H75ZM93 170V171H92ZM120 170H122V171H120ZM188 170V171H187ZM236 170V171H235ZM254 170V171H253ZM13 171V172H12ZM146 171H148V172H146ZM150 171V172H149ZM156 171V172H155ZM174 171V170H173ZM176 171L179 173H177V175L178 176H176ZM198 172V169L197 170H195V172ZM202 171V170H201ZM202 171V172H203ZM244 171H245V173H244ZM121 172V173H120ZM123 172V173H122ZM125 172V173H124ZM132 172V173H131ZM180 172H181V174H180ZM185 172V173H184ZM112 173V172H111ZM110 173V174H111ZM140 175H139V174ZM150 173H152V174H150ZM162 173V174H161ZM239 173H241V174H239ZM259 173V174H258ZM121 174V175H120ZM130 176H129V175ZM146 174V175H145ZM174 174V176L172 177V175ZM183 174V175H182ZM185 174V175H184ZM245 174V175H244ZM92 175H94V174H91L90 175V178H91V180H86L85 182L86 183H91V185H94V183L93 182H96V184H98L99 183V181L100 182H102V180L104 179V181H106L107 180V177L106 176H104V178L101 176V175H94L95 177H93ZM118 175H117V177H118ZM132 175H133V177H132ZM136 175V176H135ZM162 176V177H160L161 179H158V177L159 176ZM164 175V176H163ZM181 175V176H180ZM243 175V176H242ZM250 175H252V176H250ZM93 178H92V177ZM101 176V177H100ZM109 176V175H108ZM257 176V177H256ZM260 176V177H259ZM262 176V177H261ZM105 177H106V179H105ZM131 179H130V178ZM143 177V178H142ZM233 177V178H232ZM240 177H243V178H240ZM252 177H254V178H252ZM89 178V177H88ZM138 178V179H137ZM245 178V179H244ZM260 178V179H259ZM101 179V180H100ZM128 179H130L129 181H128ZM133 179V182L131 181ZM175 179V180H174ZM230 179H232V180H234V181H232V180H230ZM238 179H242V180H238ZM93 180V181H92ZM99 180V181H98ZM128 181V182H126V181ZM142 180L144 181V182H142ZM150 180V181H149ZM166 180V181H165ZM189 180V179H188ZM252 180V181H251ZM260 180H261V183H259L260 182ZM73 181H75V180H73ZM103 181V182H104ZM213 181V180H212ZM215 181V180H214ZM69 182H72V181H69ZM129 182H131V183H129ZM137 182H138V184H137ZM139 182H141V183H139ZM146 182V183H145ZM161 182V183H160ZM237 182H236V184H237ZM249 182V183H248ZM88 183V184H89ZM151 183H153V184H151ZM169 183H171L169 186H168V184ZM95 184V185H96ZM100 184V183H99ZM126 184V185H125ZM132 184V185H131ZM141 184V185H140ZM160 185V187L161 186H163V185ZM259 184H261V186L259 185ZM129 185V186H128ZM252 185V186H253ZM142 186V187H141ZM130 187V188H129ZM132 187V188H131ZM166 187V186H165ZM261 187V188H260ZM136 188V189H135ZM137 188H140V189H137ZM163 188H164V186H163ZM163 188H161L162 189V192H164L165 190L163 189ZM127 189V190H126ZM134 189V191H132ZM166 190H167V188H165ZM169 189V188H168ZM170 189V190H171ZM255 189V190H254ZM260 189H262V190H260ZM171 190V191H172ZM169 191V190H168ZM167 191V192H168ZM258 191V192H257ZM136 194H135V193ZM129 193H131V194H129ZM134 193V194H133ZM258 193V194H257ZM128 194V195H127ZM164 194V193H163ZM162 194V195H163ZM120 195V196H121ZM165 195H166V191H165ZM259 195V196H258ZM123 196H121L122 198V201L124 200L123 199ZM131 196H132V198H131ZM139 196V197H138ZM164 196V195H163ZM137 200V199H136ZM124 202V201H123ZM83 222V221H82ZM85 223V222H84ZM90 223V222H89ZM87 225H88V223H86ZM91 226V224H89L88 225V227H90ZM161 227H162V229H163V226L161 225ZM161 229V228H160ZM163 231H165V230H163ZM162 230H161V232H163ZM178 232V231H177ZM163 235V233H161V236ZM180 235V234H179ZM177 238V237H176ZM159 242V241H158ZM158 242H157V244H158ZM156 243H155V245L153 244L152 246H154V248H152L151 247V251H152V253L154 254H152V256L154 257V259L150 256V259H152V260H150L151 262H150V264H154V261H155V257H156V252H157V248H158V245H157ZM89 245V244H88ZM90 245H91V243H90ZM157 246V247H156ZM63 247H65V246H63ZM63 247H61V248H63ZM90 247V246H89ZM60 248V249H61ZM59 249V250H60ZM156 249V250H155ZM78 251H79V249H78ZM60 252H66V247L64 248V250H61ZM63 254V253H62ZM150 255H151V252H150ZM75 259H73V264H74V261ZM76 264V263H75Z\"/></svg>","mask_w":264,"mask_h":264}]
</instances>
